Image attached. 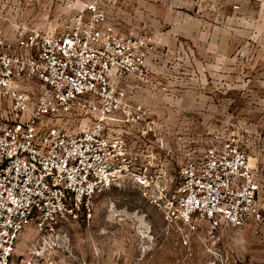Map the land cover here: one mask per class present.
Instances as JSON below:
<instances>
[{"label":"built area","instance_id":"built-area-1","mask_svg":"<svg viewBox=\"0 0 264 264\" xmlns=\"http://www.w3.org/2000/svg\"><path fill=\"white\" fill-rule=\"evenodd\" d=\"M32 1L0 0L14 26L0 30V264L28 226L84 223L96 195L125 181L170 226L264 225L247 145L179 106L187 86L165 82L181 72L155 37L110 20L119 0H65L70 13L45 29L23 16Z\"/></svg>","mask_w":264,"mask_h":264},{"label":"rangeland","instance_id":"rangeland-1","mask_svg":"<svg viewBox=\"0 0 264 264\" xmlns=\"http://www.w3.org/2000/svg\"><path fill=\"white\" fill-rule=\"evenodd\" d=\"M193 7L182 11L179 27H171L177 17L173 9L155 12L161 32L172 31L173 37L167 36L175 40L174 54L165 50L167 58L183 84L197 73L190 86H210L214 136L239 134L264 197V0H230L225 7L197 0ZM108 13L120 30L145 34L141 23L149 17L142 11L109 7ZM47 15L33 12L37 27L45 29L48 20L58 23L64 13H52L48 20ZM10 264H264V225L224 226L214 233L204 224L189 231L170 226L125 181L96 195L93 217L84 223L28 226Z\"/></svg>","mask_w":264,"mask_h":264},{"label":"crops","instance_id":"crops-1","mask_svg":"<svg viewBox=\"0 0 264 264\" xmlns=\"http://www.w3.org/2000/svg\"><path fill=\"white\" fill-rule=\"evenodd\" d=\"M211 1L217 3L218 5H220V7H225L227 5L229 6L230 3V0ZM196 3L197 0H119L118 5L113 8H125V10H128L129 12L142 11V15L144 13V17H149V20H144L141 23L145 33L143 35L154 34V36H156L155 38L159 44V53H163L165 52V50H168V52L172 50L171 54H174L173 50L175 49V46L173 45V42L175 40L173 41L167 36L169 35L170 37H173V33L170 30L166 33L161 32L162 24L161 21L158 19V16L160 15L159 13L155 14V12L173 9V11L177 13V17L172 19L173 22L170 24L172 25L171 27H179L182 25V18H179L182 11L189 9L192 10L194 8L193 6L196 5ZM33 11L47 12L49 15H52V13L57 14L59 12L64 14L70 13V10L65 5V0H39L38 2L32 1L27 4V8L23 14L24 18L33 22ZM151 14H155L156 18L150 19ZM0 30H2L8 37L14 36V26L11 22L3 18H0ZM128 33L138 35V33ZM153 68L156 73V76L160 77L161 71L162 73H165L163 69H160V66L158 64H154ZM201 75L202 77L206 76L205 73H201ZM192 76L194 78H192ZM196 76H198L197 73H190L189 76H187V83L184 84L183 82L178 83L177 80H168L165 82V84H167L168 86H187L181 88V99L179 102V106L184 109H188V111H190L188 116L196 122L201 123L204 121H208L209 118L213 116L212 107L214 106L215 101L213 96L208 95L207 93L210 86H190L191 83L194 84Z\"/></svg>","mask_w":264,"mask_h":264}]
</instances>
